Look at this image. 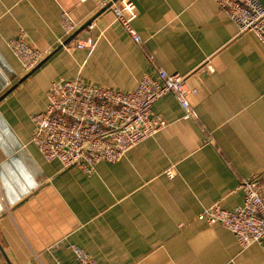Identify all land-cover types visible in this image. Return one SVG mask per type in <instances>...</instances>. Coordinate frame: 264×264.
<instances>
[{
    "label": "crops",
    "instance_id": "obj_1",
    "mask_svg": "<svg viewBox=\"0 0 264 264\" xmlns=\"http://www.w3.org/2000/svg\"><path fill=\"white\" fill-rule=\"evenodd\" d=\"M133 1L141 43L94 0H0V99L12 90L0 100V264H73L75 246L101 264H264V242L243 250L198 219L217 202L241 206L244 180L264 187V45L216 0ZM21 31L48 52L32 73L9 46ZM70 39L84 47L62 48ZM157 69L188 78L196 118L166 95L153 110L167 126L91 174L32 143L52 82L130 92Z\"/></svg>",
    "mask_w": 264,
    "mask_h": 264
},
{
    "label": "built area",
    "instance_id": "obj_2",
    "mask_svg": "<svg viewBox=\"0 0 264 264\" xmlns=\"http://www.w3.org/2000/svg\"><path fill=\"white\" fill-rule=\"evenodd\" d=\"M94 1L99 8L110 10L134 41L141 43L133 26L139 15L133 0ZM216 2L240 33L253 32L264 45V7L258 0ZM61 25L66 36L77 28L67 10L62 13ZM60 44L67 50L84 47L73 40ZM9 46L26 73L39 67L48 56L30 42L25 31L10 40ZM196 93L186 76L164 69L145 74L130 92L87 85L80 77L57 80L47 92V109L31 117V141L47 162L57 161L66 169L77 167L91 174L98 163L119 162L135 146L167 126V121L153 110L166 95L176 97L187 118H196L189 102V96ZM167 175L173 178L174 170H167ZM240 189L244 194L241 206L230 210L217 202L202 210L198 219L226 227L244 250L264 242V187L259 177H254L244 180ZM74 252L73 264H101L79 247L75 246Z\"/></svg>",
    "mask_w": 264,
    "mask_h": 264
},
{
    "label": "water",
    "instance_id": "obj_3",
    "mask_svg": "<svg viewBox=\"0 0 264 264\" xmlns=\"http://www.w3.org/2000/svg\"><path fill=\"white\" fill-rule=\"evenodd\" d=\"M68 41H71V39L68 40ZM61 47H62V46H61ZM61 47H60V48H61ZM46 60H47V59H45V60L42 62V64H41L39 67H37L35 70H37L38 68H40V67L46 62ZM33 71H34V70H33ZM31 73H32V71H31ZM29 75H30V73H29ZM29 75L27 76V78L29 77ZM27 78H24V81H25ZM21 82H22V81H21ZM21 82H20V83H21ZM10 91H12V90H10ZM10 91H9L7 94L3 95L2 98H1L0 100H3L4 98H6V96L10 93Z\"/></svg>",
    "mask_w": 264,
    "mask_h": 264
}]
</instances>
